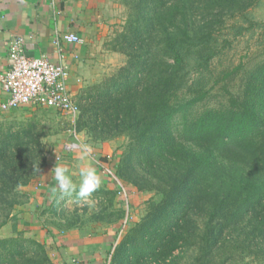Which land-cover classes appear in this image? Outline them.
<instances>
[{
  "label": "trees",
  "instance_id": "1",
  "mask_svg": "<svg viewBox=\"0 0 264 264\" xmlns=\"http://www.w3.org/2000/svg\"><path fill=\"white\" fill-rule=\"evenodd\" d=\"M120 2L126 20L108 48L127 61L80 89L77 128L95 144L127 136L117 176L160 197L147 201L108 264H264V58L220 76L213 67L240 37L264 44V0ZM220 81L227 97L212 104ZM42 122H0V229L17 220L28 200L22 187L46 164ZM72 194L44 208L49 229L86 227L88 207H64ZM92 195L102 198L93 220L126 217L115 187L101 182ZM14 230L0 238V264H56L45 243Z\"/></svg>",
  "mask_w": 264,
  "mask_h": 264
},
{
  "label": "crops",
  "instance_id": "2",
  "mask_svg": "<svg viewBox=\"0 0 264 264\" xmlns=\"http://www.w3.org/2000/svg\"><path fill=\"white\" fill-rule=\"evenodd\" d=\"M118 5L116 0H0V74L11 65L12 40L21 37L28 55L47 56L53 62L62 61L70 66L69 87L76 97L81 88L96 81L114 65H104L106 59L102 53L107 50L102 47L100 39L118 21L120 14L115 11ZM65 33H77L84 42H68L62 38ZM57 38H60L59 45L56 44ZM8 97L9 93L4 90L0 79V122L28 106L3 110L1 104ZM79 137L84 146L71 137L68 143L60 144L58 149L47 154L40 175L22 187L28 194V200L15 208L17 220L14 224L12 220L9 221L0 231L11 225L10 233L6 236L14 235L16 225L18 230L26 229V232L35 234L39 241L48 246L56 264H108L113 246L125 234L129 222L124 224L121 220L65 232L53 227L48 229L43 223L42 211L60 193L51 173L56 164L66 166L75 182H78L80 167L92 164L101 182L112 187L108 176L95 166L112 142L93 145L85 138L86 134ZM70 146L74 147L72 151L68 150ZM60 154L63 156L58 160ZM118 156H121L120 151ZM126 187L129 198L132 197V208L136 207V215L133 216L136 222L143 215L146 198L141 197L142 193L139 194L140 191L134 186L128 184ZM120 199L125 201L126 198L121 196Z\"/></svg>",
  "mask_w": 264,
  "mask_h": 264
},
{
  "label": "rangeland",
  "instance_id": "3",
  "mask_svg": "<svg viewBox=\"0 0 264 264\" xmlns=\"http://www.w3.org/2000/svg\"><path fill=\"white\" fill-rule=\"evenodd\" d=\"M116 2H118V6L116 8V12L118 14H120L118 21L111 26L110 28H108L106 30V34L105 36L100 39V41L102 42V47L104 49H106L107 51H104L102 53V55H105V59L104 60V65L106 64H114L113 66H111V69H109L107 71V73L103 74L102 76H99L97 78L96 81L94 82H100V80H102L104 77L112 74L116 69H118L120 66L124 65L125 62L127 61V56L124 53H120V52H116L113 50H111L110 48H108V43L109 41L115 36L116 33H118L124 26L125 20H126V16H127V8L126 6L120 2V0H116ZM264 13V8H261V10H259V12L257 13V15L259 16L260 14ZM261 39L260 35H255L254 37H250L249 35H246L244 37H240L238 39H236L234 41V44L232 47L225 49L223 51V54L221 55V57H219L217 60L215 59L214 61V73L215 76H220L222 75V71L228 70V69H232L233 67H235L236 65H238L239 63H248L249 66L255 64L257 61H259L260 59L264 58V44L260 43L259 40ZM241 75V73L239 74V76ZM92 82V83H94ZM221 83L219 85H217V88L215 89V95L211 100L212 104L218 103L220 100H225V98L227 97L226 91L223 87L225 81H220ZM239 82V78L237 77L235 79V82H232L230 84L231 88H238L237 83ZM32 118H40L43 122L46 124V128L48 131V135H46V137L44 138V142H45V146H46V150H47V154H49L53 149H58L60 144H65L69 142V139L72 137L73 139H76V136L74 135V128L72 125V120L70 119V117L67 114L62 113L61 111L54 109V108H49V107H42V106H26V107H22L17 113L11 115L10 117L5 118V121H11V120H29ZM76 130H77V137L80 139V135L82 134H86L85 131H78L77 128V124L75 126ZM80 134V135H79ZM88 135L86 134V139L90 141V139H88ZM81 140V139H80ZM87 143H89L88 141H86ZM103 142H107L108 144H110L112 142L111 145L107 146L106 149V153L101 156V158L99 159L102 160L107 156H112L114 158L118 159L120 158V156L117 157L118 155V151H120V154L123 152V149L125 147V145L128 142V138L127 136H120L111 140H106ZM103 142H100L103 143ZM93 145H97L95 143L92 142ZM105 149V148H104ZM40 174H38L37 176H39ZM36 176V177H37ZM75 181V180H74ZM122 183H124V186L126 187V185H132L130 182L128 181H124L121 180ZM135 188H137L136 186H134ZM127 188V187H126ZM138 189V188H137ZM128 190V188H127ZM129 191V190H128ZM24 192V191H23ZM132 196L134 195L133 191H130ZM139 192V191H138ZM136 192V193H138ZM135 193V194H136ZM142 193L140 196L145 199V208L143 211V214H145L146 208H147V201H149L152 198L155 197H160L159 195L155 196V193L152 191H140L139 194ZM27 194V193H26ZM61 193H58V196ZM130 194V195H131ZM28 196V194H27ZM121 196H119V194L117 193L116 196V201L120 202L122 204V202L124 204H122L123 206H125L126 210H128L127 205L125 204L126 200L123 201L122 199H120ZM97 198V199H96ZM119 198V201H118ZM131 198L130 197V201L129 204L131 205ZM100 199L102 198H98L91 195V197L88 198V202H86L87 204H85V200L82 199L81 202H79L77 204L74 195L72 194L71 197H69L66 201V203L64 204V207H66L68 209V211H73L76 208H79V210L81 212L84 211L85 207H88L87 211L84 213L85 219L86 221V227H90L93 225H109L110 223H104V222H97L95 220H93L90 216H92V214H94L95 210L98 208V202L100 201ZM134 202V201H132ZM46 208V207H45ZM134 208H136L134 206ZM132 208V205L130 206V210H128L132 216H134V214L136 215V210ZM128 211H126V215L129 214ZM42 217H43V223L44 226H49L50 223H47V217L48 214H43L42 211ZM125 218V217H124ZM132 221L129 224H127V228L125 230V234L128 231V228L133 224ZM11 223H15V220H12ZM123 223L125 224V221L123 219ZM17 227V226H16ZM10 229H11V225L5 229H2L0 231V238H4L7 237L6 235L10 233ZM49 229V227H48ZM56 229V228H54ZM26 230V229H25ZM24 229L18 230V232H22L25 236H30V237H36L35 234L33 233H29L26 232ZM58 230V229H56ZM15 231V230H14ZM59 231V230H58ZM14 234H17V232ZM124 234V235H125ZM18 235V234H17ZM110 257H111V253H110ZM243 264V263H242ZM245 264H260L257 263L255 261L249 260L246 261Z\"/></svg>",
  "mask_w": 264,
  "mask_h": 264
},
{
  "label": "built area",
  "instance_id": "4",
  "mask_svg": "<svg viewBox=\"0 0 264 264\" xmlns=\"http://www.w3.org/2000/svg\"><path fill=\"white\" fill-rule=\"evenodd\" d=\"M62 38L73 43L84 42V39L77 33H65ZM59 43L60 38H57L56 44L59 45ZM10 58L9 69L0 74L3 88L9 93V97L2 102L1 108L11 110L23 105H35L57 109L70 117L74 135L80 145L84 146L85 144L79 141L75 128L80 105L69 87L70 66L62 61L53 62L47 56L28 55L25 51L24 39L21 37L12 40ZM73 149L72 146L68 147L70 151ZM62 156L58 155L57 159L61 160ZM116 162V158L107 156L97 161L95 166L108 176L109 182L117 189L119 196L126 198L125 204L130 210L129 192L115 172ZM128 213L124 218L126 224L134 219L129 211Z\"/></svg>",
  "mask_w": 264,
  "mask_h": 264
},
{
  "label": "clouds",
  "instance_id": "5",
  "mask_svg": "<svg viewBox=\"0 0 264 264\" xmlns=\"http://www.w3.org/2000/svg\"><path fill=\"white\" fill-rule=\"evenodd\" d=\"M83 158V157H82ZM56 189L63 195L75 193L88 202V198L100 187L101 178L92 164H86L79 169V179L75 182L64 165L56 164L51 171ZM55 191V189H54Z\"/></svg>",
  "mask_w": 264,
  "mask_h": 264
}]
</instances>
